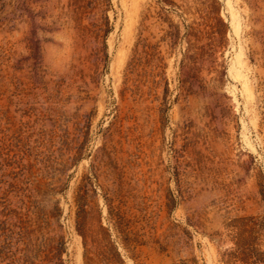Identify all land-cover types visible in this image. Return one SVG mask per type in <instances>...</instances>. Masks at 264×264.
<instances>
[{"label": "rangeland", "instance_id": "1", "mask_svg": "<svg viewBox=\"0 0 264 264\" xmlns=\"http://www.w3.org/2000/svg\"><path fill=\"white\" fill-rule=\"evenodd\" d=\"M1 221L66 264H264V0H0Z\"/></svg>", "mask_w": 264, "mask_h": 264}, {"label": "trees", "instance_id": "2", "mask_svg": "<svg viewBox=\"0 0 264 264\" xmlns=\"http://www.w3.org/2000/svg\"><path fill=\"white\" fill-rule=\"evenodd\" d=\"M42 230L37 223L28 221H1L0 264H66L64 238L54 243V240L44 238ZM114 251V264H126L117 248L114 247ZM87 259L86 264H91L93 260Z\"/></svg>", "mask_w": 264, "mask_h": 264}]
</instances>
